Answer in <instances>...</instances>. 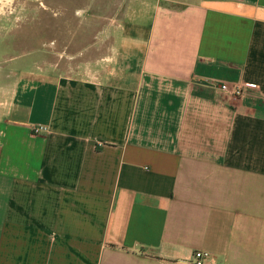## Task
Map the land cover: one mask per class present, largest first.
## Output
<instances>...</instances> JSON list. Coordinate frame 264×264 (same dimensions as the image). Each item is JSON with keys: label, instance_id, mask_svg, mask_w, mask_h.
<instances>
[{"label": "crops", "instance_id": "0c3cea01", "mask_svg": "<svg viewBox=\"0 0 264 264\" xmlns=\"http://www.w3.org/2000/svg\"><path fill=\"white\" fill-rule=\"evenodd\" d=\"M119 10L0 61V264H264V0Z\"/></svg>", "mask_w": 264, "mask_h": 264}, {"label": "rangeland", "instance_id": "374dc122", "mask_svg": "<svg viewBox=\"0 0 264 264\" xmlns=\"http://www.w3.org/2000/svg\"><path fill=\"white\" fill-rule=\"evenodd\" d=\"M122 3L123 0H0V61L13 57L7 66L31 64L32 52L42 51L55 40L57 51L64 56L93 45L97 35L116 21Z\"/></svg>", "mask_w": 264, "mask_h": 264}, {"label": "built area", "instance_id": "2783aa9c", "mask_svg": "<svg viewBox=\"0 0 264 264\" xmlns=\"http://www.w3.org/2000/svg\"><path fill=\"white\" fill-rule=\"evenodd\" d=\"M222 88L226 90L227 92L231 94H242L244 92V89L240 85H234V86H229L228 84H223ZM249 89L252 90H261L262 86L257 85V84H252L248 86ZM35 132H43L47 130V127L44 125H39L34 127L33 129ZM193 264H215V258L213 254L204 249L196 250L193 254Z\"/></svg>", "mask_w": 264, "mask_h": 264}]
</instances>
